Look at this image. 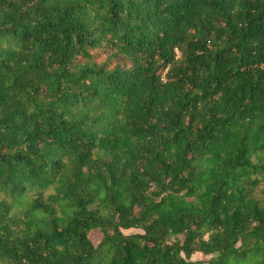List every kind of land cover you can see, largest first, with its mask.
<instances>
[{"label":"trees","instance_id":"16d2710c","mask_svg":"<svg viewBox=\"0 0 264 264\" xmlns=\"http://www.w3.org/2000/svg\"><path fill=\"white\" fill-rule=\"evenodd\" d=\"M0 264H264V0H0Z\"/></svg>","mask_w":264,"mask_h":264},{"label":"rangeland","instance_id":"374dc122","mask_svg":"<svg viewBox=\"0 0 264 264\" xmlns=\"http://www.w3.org/2000/svg\"><path fill=\"white\" fill-rule=\"evenodd\" d=\"M124 234H134V233H140V231L138 230H128V231H124ZM100 238L99 234L96 231H92L90 234V239L95 243L96 240H98ZM210 258V256H203L200 253H194L190 260L191 261H201V262H205Z\"/></svg>","mask_w":264,"mask_h":264}]
</instances>
